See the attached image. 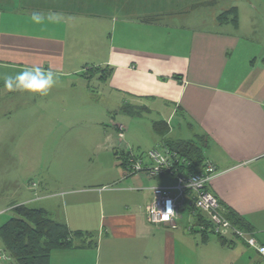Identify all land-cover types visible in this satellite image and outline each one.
Wrapping results in <instances>:
<instances>
[{"label": "crops", "instance_id": "1", "mask_svg": "<svg viewBox=\"0 0 264 264\" xmlns=\"http://www.w3.org/2000/svg\"><path fill=\"white\" fill-rule=\"evenodd\" d=\"M198 1L0 0V88L4 76L51 68L58 79L43 94L45 111L99 109L102 91L110 96L109 109L133 118L146 112L150 129L165 120L164 134L153 129L161 136L155 145L139 141L146 146L142 152L199 141L203 161L218 170L209 190L226 215L245 217L249 229H242L264 247V37L244 20L243 12L249 15L255 7L240 6L234 25L219 22V12L208 14ZM33 12L43 16L39 23ZM96 66L112 69L106 80L83 75ZM35 94H0V121L39 105ZM99 132L54 138L48 165L36 172L38 196L30 195L25 180L0 195V226L13 207L26 204L44 208L72 231L89 233L74 247L55 249L50 264H264L245 239L210 228L208 234L207 215L202 219L188 202L176 228L153 224L147 210L153 186H171L175 179L130 174L122 156L135 149L118 133ZM3 149L5 178L12 170ZM1 251L10 258L0 264H14L0 238Z\"/></svg>", "mask_w": 264, "mask_h": 264}, {"label": "rangeland", "instance_id": "2", "mask_svg": "<svg viewBox=\"0 0 264 264\" xmlns=\"http://www.w3.org/2000/svg\"><path fill=\"white\" fill-rule=\"evenodd\" d=\"M153 1L155 4L158 1L162 2V0ZM198 2V6L205 7L204 11L211 15L235 6L238 9L241 6L244 10L247 7H255L254 11L251 9L249 15H246L245 11L243 12L244 20L253 22L257 27L256 33L261 32L264 37V0H199ZM95 82L96 79H93V85H96ZM7 91L9 90L5 86L0 88V94ZM104 91L106 92V90ZM99 93L101 94L99 97L101 107L93 109L96 113H92L95 116L91 118L89 115L90 111L93 112L91 107L87 109L80 108V106H69L68 110L45 111L42 103L44 96L37 93L34 95V99L40 101L39 105L23 107L20 112L15 113V117L10 119V115H7L8 118L0 121V143L7 142L5 148L8 149L9 154L5 156V159L9 158L7 161H9L12 170V173L5 178L0 174V195L2 197L18 187V184L23 180L28 184L32 180L39 182L40 177H36L37 169L48 165L47 157L54 138L101 134L99 130L108 129L111 133H118L119 136L123 134L122 139L125 141H122L123 144H129L132 149L134 148L136 155L148 152H142V148H146L148 145L150 147L158 142L161 136L150 129V121L146 112L139 110L141 113L143 112L142 117L133 118L130 114L119 111L117 108L109 109V94L102 93V91ZM132 121L134 122L131 125ZM116 123L123 124V126H115ZM129 125L130 130L128 131L126 129ZM135 128L139 131H134ZM140 140H142L140 143L142 145L144 143L146 146L139 147ZM3 148L0 144V151ZM0 164L1 171V159ZM34 194L32 190L30 195ZM30 204L37 205V203ZM10 212L9 214L12 215L13 212Z\"/></svg>", "mask_w": 264, "mask_h": 264}, {"label": "built area", "instance_id": "3", "mask_svg": "<svg viewBox=\"0 0 264 264\" xmlns=\"http://www.w3.org/2000/svg\"><path fill=\"white\" fill-rule=\"evenodd\" d=\"M124 135L121 134V137ZM123 160L129 166L130 174L145 173L148 176L167 175L175 179L173 185L153 186L152 201L147 206L149 220L154 224H168L177 227V218L180 217L184 205L188 202L194 212H201L211 221L212 230L219 236L234 235L245 239L251 246L257 248L264 256V247L257 239L247 235L246 231L232 224L226 217L219 199L209 190V183L218 175L217 167L210 160L203 161L197 170L190 168L192 163L183 157L177 150L168 145L152 148L146 153L135 155L132 152L125 154ZM39 182L30 181V188L36 192ZM171 210L165 219L168 202ZM10 257L3 251L0 252V261Z\"/></svg>", "mask_w": 264, "mask_h": 264}, {"label": "trees", "instance_id": "4", "mask_svg": "<svg viewBox=\"0 0 264 264\" xmlns=\"http://www.w3.org/2000/svg\"><path fill=\"white\" fill-rule=\"evenodd\" d=\"M238 13L239 9L235 6L219 12L216 17L219 22H231L237 25L239 22ZM111 70L106 66L103 68L96 66L83 75L90 78L99 74L101 80H106L111 74ZM136 114L134 113V115ZM168 128V123L165 120L153 122V129L159 134H164ZM168 146L190 160L192 163L190 168L194 170H197L204 160L202 144L197 140L173 141ZM12 212V217L0 226V238L14 264H50V256L55 249L74 247L77 239L89 236V233L86 234L81 230L72 231L68 225L52 219L44 208L19 204L12 208ZM199 214L202 219H206L203 213L199 212ZM226 216L232 224L239 228L249 229L245 217L239 216L234 211L228 212ZM206 220V232L209 234L213 230L211 221ZM208 228L211 229L210 232Z\"/></svg>", "mask_w": 264, "mask_h": 264}, {"label": "clouds", "instance_id": "5", "mask_svg": "<svg viewBox=\"0 0 264 264\" xmlns=\"http://www.w3.org/2000/svg\"><path fill=\"white\" fill-rule=\"evenodd\" d=\"M32 20L39 23L43 16L38 12L32 13ZM4 86L12 91L19 89L30 93L47 94V91L56 83L58 76L51 68L44 69L40 66L25 68L14 75L3 77ZM171 210V202H168V210L165 212L164 218H168Z\"/></svg>", "mask_w": 264, "mask_h": 264}]
</instances>
